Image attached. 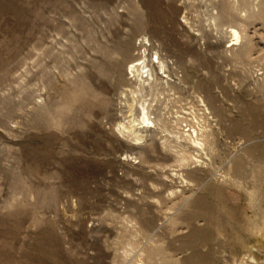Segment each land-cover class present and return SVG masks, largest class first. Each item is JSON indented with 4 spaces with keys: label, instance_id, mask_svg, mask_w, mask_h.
Returning <instances> with one entry per match:
<instances>
[{
    "label": "rangeland",
    "instance_id": "rangeland-1",
    "mask_svg": "<svg viewBox=\"0 0 264 264\" xmlns=\"http://www.w3.org/2000/svg\"><path fill=\"white\" fill-rule=\"evenodd\" d=\"M0 264H264V0H0Z\"/></svg>",
    "mask_w": 264,
    "mask_h": 264
},
{
    "label": "bare ground",
    "instance_id": "bare-ground-1",
    "mask_svg": "<svg viewBox=\"0 0 264 264\" xmlns=\"http://www.w3.org/2000/svg\"><path fill=\"white\" fill-rule=\"evenodd\" d=\"M231 34L233 35L234 40H236V42L238 40H240V33L236 29H232L231 30ZM141 43L145 44L142 41H141ZM137 65H138V63L137 64L134 63V64L131 65L130 73H132V74H135V72L137 73V67H136ZM139 65H140V63H139ZM160 66L164 67V62L163 61L160 62ZM143 71L145 72L146 69H143ZM148 78H149V75H148ZM140 85L141 84L139 83V87H141ZM149 115H150V113H149L148 104L146 103L145 100H143V103H141L139 114H138V116H140L139 124H142V126L147 127V128H150L152 125H154V123L150 119ZM135 121H138V119H135ZM119 130H120V133L122 135L127 136V137H131L133 140H139L140 139V137L138 136L137 131L135 129H133L132 127H127L124 124H121L119 126ZM197 139L198 138H195L193 140H194L195 143L199 144L200 142Z\"/></svg>",
    "mask_w": 264,
    "mask_h": 264
}]
</instances>
